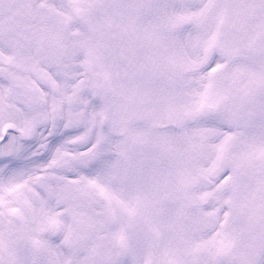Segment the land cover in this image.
Listing matches in <instances>:
<instances>
[{"label": "snow or ice", "instance_id": "obj_1", "mask_svg": "<svg viewBox=\"0 0 264 264\" xmlns=\"http://www.w3.org/2000/svg\"><path fill=\"white\" fill-rule=\"evenodd\" d=\"M0 264H264V0H0Z\"/></svg>", "mask_w": 264, "mask_h": 264}]
</instances>
